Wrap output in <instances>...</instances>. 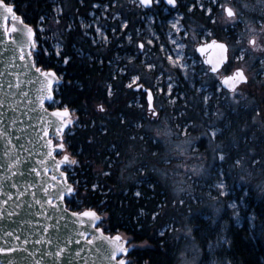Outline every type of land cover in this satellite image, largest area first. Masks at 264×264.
<instances>
[{"label":"trees","instance_id":"1","mask_svg":"<svg viewBox=\"0 0 264 264\" xmlns=\"http://www.w3.org/2000/svg\"><path fill=\"white\" fill-rule=\"evenodd\" d=\"M6 1L15 5L25 22L37 28L40 0ZM109 3L111 10L120 11L119 0ZM237 7L243 10L239 4ZM132 12L124 4L125 34L133 33L137 25ZM210 20L209 16L202 18L218 40L227 39L233 44L241 34L242 22L218 27ZM243 20L249 22L248 10ZM35 39L36 66L53 69L62 76L55 99L75 114V124L65 135V148L77 161L68 171L69 181L76 189L66 201L69 209L96 210L103 217L101 227L105 232L122 233L133 243L147 244L131 253L136 264H181L187 246L205 252L208 243L220 236L226 210L217 212L203 194L194 198L193 183L211 187L217 180L216 172L222 170L228 185V194L222 200L225 205L230 200L239 203L242 217L252 213L256 230L249 229L246 217L239 227L230 219L224 234L229 246L220 252L231 264H264V240L257 233L264 224V195H245L244 189L249 193V185L232 179L229 169L235 167V162L240 165L249 159L252 174H264V76L255 75L260 66L264 74L262 57L249 53L243 58V63L248 57L253 59L249 60L248 71L254 77L250 89L249 83L244 84L247 88L237 102L227 93V98H215L214 89L209 86L212 96L204 107L202 94H196L198 101H192L189 96L195 94L194 90L187 93V88H175L174 103L156 100L159 110L155 109L154 97V116L147 112L144 94L126 85L132 76H139L140 84L153 91L157 73L147 71L141 57L134 55V40L131 44L124 41L122 51L114 48L120 43L115 40L108 50L111 63L107 64L101 51L88 49L86 42L78 40L79 47L73 48L68 38L55 64L53 54L49 59L43 58L38 34ZM121 54L123 60L116 61ZM63 55H68L70 62L61 66ZM131 55L134 59L128 61ZM120 65L125 73L118 71ZM179 92L186 97L180 98ZM100 105L104 111H100ZM210 124H215L219 132L214 138L207 135L213 129ZM186 143H192L195 149L182 154L179 147ZM218 146L222 150L212 153ZM221 154L223 162L219 161ZM213 194L220 198L218 193Z\"/></svg>","mask_w":264,"mask_h":264},{"label":"water","instance_id":"2","mask_svg":"<svg viewBox=\"0 0 264 264\" xmlns=\"http://www.w3.org/2000/svg\"><path fill=\"white\" fill-rule=\"evenodd\" d=\"M163 1L172 8L166 3V0ZM141 6L149 8L148 6ZM224 12L227 17L234 15V11L229 5L225 6ZM16 15L22 18L24 24L32 27L24 21L20 14L16 12ZM14 25L17 28L20 27L19 23L12 21L11 17L5 21L4 14L0 10V100L5 101L4 105L0 106V121H3L0 122V129L4 130L3 135H0V249L4 250L0 251V264H64V254L56 256L55 252L59 250V247H66V243L58 242L55 236L63 230L65 224L69 225L67 229L69 236L65 238V241L72 237L80 240L79 244L73 243L70 246L75 250L71 253L74 264H118L120 259L125 260V264H128V259L125 257L130 254L132 248L127 246L126 241H122L120 234L103 233L104 237L119 235L121 240L118 243L128 249L126 254H118L115 260L110 261L103 250L97 251L94 245L87 244V240L80 237L77 231H74L72 221L68 219L67 215L61 219L59 210L54 211L47 204L44 188L55 191L53 184L60 187L71 185L74 188L65 171V167L69 165L65 164L57 169L55 163L46 155V152L50 150L47 141L52 140L53 145H55V139L58 140L55 128L50 125L52 123L58 124L59 121L57 118L51 117V112L57 109L62 110L63 106L51 108L48 107L51 102H46L44 108H47V113L45 114L44 109L40 107L38 102H35V109H33L34 101H38L37 89L40 85H33L31 81L35 80L36 77L32 76L30 70L26 68L21 71V66L28 63L29 59L35 61L34 53L37 47L32 50L33 55L30 58L19 61V51L17 50L16 54L13 55L12 49L15 48V44L10 39L11 36L16 35V33L11 32ZM210 42L211 45L206 47L205 53L201 54L197 51L198 48L210 44ZM28 50L26 49V51ZM196 53L202 58L203 64L205 60L211 59L216 66L223 62L226 54L229 57L228 45L224 41L216 39L199 44L196 47ZM204 65L209 68L208 65ZM233 71L236 74L230 81L233 90L229 93L248 82V77L243 68L239 67ZM245 77L247 82H243ZM10 84L12 87H9ZM140 88L146 93L147 108L151 111L149 103L154 108L153 92L141 85L140 87L136 86L134 90L137 91ZM25 93H27V97H25ZM149 93H151V101L148 98ZM70 116L74 123L71 110ZM68 128L64 129V134ZM45 130L48 132L47 137L44 136ZM56 151L61 150L57 149ZM53 157L54 160L58 161L63 156L59 158L54 152ZM69 157L74 159L70 155ZM16 158L29 164V169L24 176L19 175V172L23 170L22 165L9 167V165L14 164ZM41 159L44 163H41ZM32 168L37 169L40 175L32 172ZM45 168L48 171H44ZM13 172H16V175H13ZM61 172L64 173L63 177L60 176ZM52 175L57 176L55 182L51 180ZM13 184L15 187L12 186ZM10 196L11 199H9ZM71 196H67L63 201L66 207V201ZM37 201L41 203L38 204ZM55 203L57 202L54 200L53 204ZM70 211L68 215H70ZM74 227L75 229L81 228L79 224ZM88 231L87 238L92 239L94 230L89 228ZM95 236L100 238L101 234L95 233ZM49 240L52 242L49 243ZM101 242L104 243L105 247H111L106 240ZM76 251H79V255H76Z\"/></svg>","mask_w":264,"mask_h":264},{"label":"rangeland","instance_id":"3","mask_svg":"<svg viewBox=\"0 0 264 264\" xmlns=\"http://www.w3.org/2000/svg\"><path fill=\"white\" fill-rule=\"evenodd\" d=\"M122 4H130L133 7L140 6L137 0H120ZM180 7L170 11L168 7L162 2L159 4L154 3V8L150 13H148L147 18L143 20L142 29L137 30L139 34L146 32V37L142 40H136L132 44L135 47L134 54L141 57V64L145 66V69L149 72H156V76L153 79V93L155 97V109L159 110L156 107V100L157 99H165L168 103L172 104L175 101V98L172 94H176L174 91L175 88H187V93L191 91H195V94L190 95L189 99L192 101H198L196 98V94H202V103L205 107L207 102L209 101L212 94L208 91V87L212 83L209 77L212 75L208 73L205 75V71L207 67L203 64L202 59L197 55L195 51V47L198 46L202 42H207L209 39L214 38L215 33L213 30L208 29L205 23L202 21V18L208 17L210 14L207 11L208 8L212 9L211 13V20L210 22L214 24V26H220L223 23H232L235 22H242V29L241 34L237 36V40L230 44L227 39H223L226 41L229 46V58H235L233 64V70L235 68H243L245 74L248 77V82L254 77V74H251L249 69V59L246 63H243V58L245 55H257L255 50H253L249 46V22L243 20L246 15L247 10L249 11V3L247 0H234L232 2L228 0H178ZM237 4L240 5L243 10L238 9ZM226 5H230L231 8L234 10L233 17H227L224 13V7ZM111 6H114L113 4ZM104 11L111 13V7L105 5L103 7ZM115 11V10H114ZM155 11V13H153ZM56 12L59 14V8L56 7ZM115 14L110 15V20L116 19L120 17L118 16L117 12ZM93 14V13H91ZM202 14V16H201ZM143 18V17H142ZM183 19V20H182ZM82 21V19H81ZM137 21V17H136ZM141 21V19H140ZM126 21L124 19H120V30L123 31L125 27ZM175 25V27H173ZM183 28V33H180V29ZM162 36V38H161ZM130 36H125L124 40L128 44H131ZM151 41V43H149ZM143 44L144 48L140 52L138 49V44ZM37 44V42H36ZM179 45H182L180 47ZM240 49L244 51L241 52ZM61 47L59 44L55 42H50V48L48 49V53L50 51L56 56L57 51H60ZM238 53L236 54V51ZM179 53V57L177 56ZM120 58L118 57L116 61ZM130 60V57H127ZM149 64L155 65L154 69H150L148 67ZM187 65L186 67H182V65ZM261 64V61H260ZM202 68L205 71H202ZM264 76L262 72V66L258 68V72L255 75ZM224 75L223 72L220 73L222 77ZM135 77V76H133ZM133 77L130 79L129 84L132 83ZM195 81H198L200 85H197ZM137 82V81H136ZM171 82L172 90L169 92L168 85ZM251 84L249 86V89ZM247 88V85H243L237 88L232 93L229 94L230 99L234 102L238 101V98L242 95V93ZM189 91V92H188ZM218 93L219 89H214L212 93ZM180 98H185L186 94L183 92H179ZM204 97H208L207 100ZM224 96L215 95V98L222 99L225 98ZM57 104V103H56ZM55 105V104H52ZM262 115H264V104L262 106ZM72 118L74 119L75 124V114L72 112ZM72 127H69L64 134L69 133L72 130ZM211 130L207 133L210 135L211 138H214L216 134L219 132L216 130L215 124H210ZM70 129V130H69ZM163 129H161L162 131ZM215 133V135H213ZM168 136H172V133H168ZM59 141L55 139V144ZM192 143H186L185 145H180V152L182 154L186 153L188 150L192 148L194 151L195 147ZM222 146L215 147L212 153H216L222 150ZM70 155L67 149L59 151V155L57 157H62L63 155ZM220 161V159H219ZM253 165V163H251ZM72 166L65 167V170L71 169ZM232 169L230 174H232V179L238 178L241 182L246 185H249V193L247 189H244V194L249 196L251 192H256L259 197L264 195V174L258 173L256 175L252 174L251 166L249 165V159H245L244 162L241 161L240 165L235 162V167H229ZM234 170V172H233ZM233 172V173H232ZM237 173V175H235ZM219 179L223 180V177L220 176ZM225 182V181H224ZM219 183V180H215L211 187H205L201 183H193V193L194 198L200 195L206 196L207 201L210 203V207L214 208L217 212L226 210V219L221 222L220 227V236L212 242L213 244H217L215 252L213 255L208 259V248L207 251L201 252L199 249H196L192 246H187L183 253L181 264H231L230 260L227 258L226 255L220 252L223 248L225 251L229 246L228 243H223V240H227L226 236L224 235L227 227L230 223V219H234V224L238 227L240 223L245 219H247L249 223V229L256 230L255 218L252 213H249L248 216H243L239 213V218L234 215V210L230 207L234 200L228 201L225 205L224 200H222V196H226L228 194V189L226 194L220 195L219 190L215 187V185ZM192 184V181H190ZM213 192L219 194V197L214 196ZM237 203V202H236ZM241 206L239 203H237ZM262 229H258L259 237H262L264 240V224L261 227ZM222 234V235H221ZM122 240L128 242L130 246L133 248H143L146 247L147 244L141 243L136 244L133 243L130 237L122 234ZM228 241V240H227ZM208 259V260H207ZM130 264H135L133 260L130 259Z\"/></svg>","mask_w":264,"mask_h":264},{"label":"snow or ice","instance_id":"4","mask_svg":"<svg viewBox=\"0 0 264 264\" xmlns=\"http://www.w3.org/2000/svg\"><path fill=\"white\" fill-rule=\"evenodd\" d=\"M141 5L148 6L150 7L153 3L159 4L161 0H139ZM166 3L173 8L176 7L177 5V0H166ZM216 3V0H215ZM94 7H98L94 6ZM0 10H2V13L4 14L5 21L8 20L9 17H11L12 21L18 22L20 27L17 28L15 25L12 27L11 32L16 33L15 36H11L10 39L13 44H15V48L12 49L13 55L16 54V51H19L18 55V60L19 61H25L26 59L30 58L33 55V51L36 48V39H35V33L32 27L28 26L27 24H24L23 20L21 17L16 15L15 11V5L6 2V0H0ZM207 11L209 12V18H211V13L212 9L208 8ZM41 21H43L45 18L40 17ZM127 25L125 24V27ZM175 27V25H173ZM234 27V26H233ZM97 32L101 31L100 27H97L96 29ZM107 37H105V40ZM95 43V41H93ZM151 43V41H149ZM211 45L207 44L204 46H201L200 48L197 49L198 52L201 54L205 53L206 47H209ZM182 47V45H179ZM139 49H143L144 45L141 43L138 45ZM26 49H29L26 51ZM241 52H243V49H240ZM57 56H61L62 53L60 51H57L56 53ZM179 53H177V56L179 57ZM235 58H229L227 54L225 55V58L222 63L219 64V66H216L211 59H207L204 61V64L208 65L209 68L205 71L202 68V71H205V75H208L210 72L212 75L209 77V79L212 81L210 84V87L213 89H219L218 93L214 92V95H219V96H224L225 93H228L232 91V85L230 84V81L233 79L235 76V71H233V63H234ZM62 62L67 65L70 62V57L68 55H63L62 56ZM187 65H182V67H186ZM13 67H15L13 65ZM148 67L150 69H154L155 65L149 64ZM28 69L31 72L32 76H35L36 79L31 81L33 85L39 84L40 87L37 89L39 97L38 101H34L33 103V109H35V102H38L40 107L44 109V113H47V108H44V105L46 102H51L48 104V107H51L52 104L58 103L56 101L55 94L57 92V89L60 87L61 82H62V76H58L55 71L52 70H44L41 67H37L35 61L33 60H28V63L24 64L21 66V71L24 69ZM240 71V70H236ZM223 72L224 76L221 77L220 73ZM140 77L136 76L133 77L132 83H136L137 80H139ZM243 82H247V78L245 77V80ZM18 86V85H17ZM140 87V85H137ZM9 87H12L10 84ZM128 87H132V84H129ZM169 92L172 90V85L171 82L168 85ZM111 94V92L109 93ZM25 97H27V93H25ZM149 101H151V93L148 94ZM227 98V97H225ZM205 100L208 99V97H204ZM5 101L0 100V106H3ZM100 111H104L103 105L99 106ZM149 109L151 110L152 114L155 116L156 115V110L152 108L151 103H149ZM39 115V113H37ZM51 117H55L58 119L59 123H52L50 126L55 128V131L57 132V139L58 143L53 145L52 140H48L47 144L50 146V150L46 152V155L49 157V159L55 163V166L57 169H59L62 165H74L77 163L75 159H71L69 155L65 154L63 155L62 159L56 161L54 160L53 153L55 152L56 155H59V152L56 151L57 149L59 150H64L66 141L64 138V129L68 128L70 125L73 124V120L71 119L70 116V110L67 106H63L62 110L57 109L51 112ZM3 122V121H0ZM14 123V121H13ZM140 126V125H137ZM70 130V129H69ZM2 129H0V135H3ZM215 135V133L213 134ZM44 136H48L47 130L44 131ZM220 161L223 162V155L221 154L220 156ZM41 163H44L43 159H41ZM23 166V170L19 172L20 176H24L25 172L29 169V164L25 161H21L18 158L15 159L13 165H9V167H19ZM32 172H36L37 175H40V173L37 171V169L32 168ZM44 171H48L47 168L44 169ZM13 175H16V172L12 173ZM225 175V173L222 170H218L216 172L217 179L219 180V183L215 185V187L219 190L220 195L226 194L228 185L224 182V180L219 179L220 176ZM60 176L63 177L64 173L61 172ZM51 180L55 182L57 180L56 175H52ZM15 187V184L12 185ZM53 187L56 189L55 191H50L48 188H44L43 191L45 192L47 196V204L52 207V209L59 210V213L61 215V219H63L66 215L68 216V219L72 221V225L74 228V231L78 232V235L84 239L87 240V244L89 245H94L95 249L97 251L103 250L105 255L109 258L110 261L115 260L118 254L124 253L126 254L128 252V249L124 247L122 244L118 243L121 240V237L119 235L115 237H104L103 233L106 231V229L102 228L101 225L103 224V218L101 215L97 213L96 210L93 209H87L83 211H70L63 201L66 199L67 196H71L73 193L76 192V189H74L71 185H66L65 187H60L57 186L56 184H53ZM96 186L93 185V188ZM139 195V193H137ZM11 199V196L9 197ZM56 201L57 203L53 204V201ZM7 203V201H5ZM37 203H41L40 201H37ZM230 207L234 210V215L239 218V205L236 202H233ZM70 211V215L69 214ZM14 214V213H13ZM72 218H75V220H72ZM79 224L81 226L80 229H75V225ZM87 225V226H85ZM69 225L65 224L63 226V230L59 233L56 234L55 238L58 242L60 243H66V247H59V250L55 252L56 256H62L64 254V264H74V260L72 258L71 253L75 251L72 249L70 246L75 243L79 244L80 240L76 239L75 237L69 238L65 241V238L69 236V233L67 231ZM89 228H91L93 231V238L88 239V234H89ZM176 229H173L175 231ZM95 233H100L101 236L100 238H97L95 236ZM107 241V244L110 245V248H107L104 246V243L101 241ZM39 242V241H38ZM49 243L52 241L49 240ZM223 243H228V241L225 239L223 240ZM219 245V242L217 244L213 243H208V259L213 255L215 252V249ZM0 251H4L3 249H0ZM11 251V250H10ZM82 251V249H81ZM76 255H79V251H76ZM207 259V260H208ZM118 264H125V260L120 259L118 261Z\"/></svg>","mask_w":264,"mask_h":264},{"label":"flooded vegetation","instance_id":"5","mask_svg":"<svg viewBox=\"0 0 264 264\" xmlns=\"http://www.w3.org/2000/svg\"><path fill=\"white\" fill-rule=\"evenodd\" d=\"M162 2L164 3L163 0ZM27 3H29V0H27ZM97 5L98 7H94ZM105 5L110 7L109 0H40V15L37 20V34L39 37L43 58L49 59L53 54L51 53V51L50 53H48L50 42L53 41L56 44H59L61 47V52L63 50L65 40L70 38V40L72 41L71 47H79L76 40L86 42L88 49L94 48L98 52L101 51L102 60L103 58H106L107 64H110L111 62L108 59V50L115 40H119L120 43L116 44L114 48H119L121 50L124 49L123 44L125 41V36H130L131 42L138 39L142 40L146 37V32L139 34L137 30L142 29L143 20L147 18L148 13H150V11H152V9L155 7L154 3L149 8H144L142 6H137L135 8L130 4H125L129 11H133L132 13L134 21H136L137 17V25L134 28V32L127 34L124 33L127 26L124 27L123 31L120 30V19H124L122 15L124 4H122L119 0L118 10L120 11L117 14L120 19L116 18L112 20H110V17H112L110 15H113L115 13L113 11L110 13L109 10L105 12L103 9ZM113 5H115V3ZM56 7L59 8V14L56 12ZM166 7L168 6L166 5ZM179 7L180 4L177 0L176 7H168V9L170 11H173L174 9ZM153 13H155V11H153ZM40 17H44L45 19L41 21ZM97 27L101 28L100 32L96 31ZM249 31V46L253 50H255L259 57H262L264 59V0H249ZM105 37H107L106 40ZM211 39L216 38L214 37ZM93 41H95V43ZM139 51L141 52L142 49H139ZM122 56V54L121 57L120 55H118L119 58H122ZM59 57L60 56L54 55L55 64L58 63L57 59ZM128 61H131V59ZM63 64L64 63H59V65L61 66ZM120 68H123V65H120L119 69ZM137 85H141L139 80L134 83L133 89H135ZM137 92L143 93L146 101V93L143 92L141 88L140 90H137ZM147 112L149 111L147 110ZM104 233L113 235L105 231ZM127 246H130L128 242ZM131 248L132 249L130 254L125 257L126 259H128V264H130V259L132 260L130 255L135 249L132 246Z\"/></svg>","mask_w":264,"mask_h":264}]
</instances>
